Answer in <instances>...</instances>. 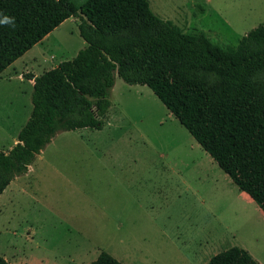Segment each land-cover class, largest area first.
<instances>
[{"label": "rangeland", "instance_id": "374dc122", "mask_svg": "<svg viewBox=\"0 0 264 264\" xmlns=\"http://www.w3.org/2000/svg\"><path fill=\"white\" fill-rule=\"evenodd\" d=\"M148 2L160 19L222 48L264 24V0ZM85 47L70 18L0 75V151L32 112L25 75ZM110 101L100 130L58 134L0 196V255L14 264H91L102 252L123 264H206L232 247L264 256L260 208L154 93L116 76Z\"/></svg>", "mask_w": 264, "mask_h": 264}, {"label": "trees", "instance_id": "16d2710c", "mask_svg": "<svg viewBox=\"0 0 264 264\" xmlns=\"http://www.w3.org/2000/svg\"><path fill=\"white\" fill-rule=\"evenodd\" d=\"M0 12L15 18L0 25V75L70 18L86 43L74 59L25 75L33 108L17 143L0 151V196L58 134L102 128L118 76L147 86L264 213V24L222 48L160 19L148 0H0ZM0 264L9 263L0 255ZM91 264L123 263L102 252ZM206 264L259 263L232 247Z\"/></svg>", "mask_w": 264, "mask_h": 264}, {"label": "crops", "instance_id": "0c3cea01", "mask_svg": "<svg viewBox=\"0 0 264 264\" xmlns=\"http://www.w3.org/2000/svg\"><path fill=\"white\" fill-rule=\"evenodd\" d=\"M85 42V41H84ZM30 82L33 83L32 80H29ZM34 84V83H33ZM17 143V141H16ZM12 148V147H11ZM32 170V167H31ZM30 170V171H31ZM29 171V172H30ZM19 178V177H18ZM18 178H16L14 181H16ZM14 181L7 187V190L13 185ZM244 195H246L244 193ZM248 196V195H247ZM261 211V210H260ZM262 212V211H261ZM263 213V212H262ZM264 215V213H263ZM245 250H247L249 252V254L259 263V264H264V256L259 252L258 249L256 248H249V247H244ZM31 261H34V259H32ZM9 264H14L12 262L7 261ZM208 263V262H207Z\"/></svg>", "mask_w": 264, "mask_h": 264}, {"label": "clouds", "instance_id": "9594fccd", "mask_svg": "<svg viewBox=\"0 0 264 264\" xmlns=\"http://www.w3.org/2000/svg\"><path fill=\"white\" fill-rule=\"evenodd\" d=\"M0 25H10V26H15V18L14 17H10L6 14H4L3 12H0Z\"/></svg>", "mask_w": 264, "mask_h": 264}]
</instances>
